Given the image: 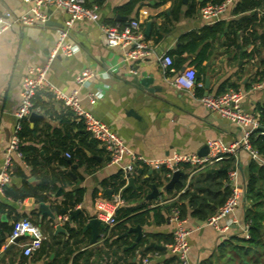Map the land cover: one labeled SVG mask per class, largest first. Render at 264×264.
<instances>
[{
    "label": "crops",
    "instance_id": "crops-1",
    "mask_svg": "<svg viewBox=\"0 0 264 264\" xmlns=\"http://www.w3.org/2000/svg\"><path fill=\"white\" fill-rule=\"evenodd\" d=\"M128 1L130 0H106L100 6L99 20H79L69 25V14L63 9L52 8L48 10L50 19L47 24L25 25L14 22V18L28 11L33 2L0 0V18L7 12L11 15L5 18L10 25L0 35V170L17 123L16 111L21 104L23 79L29 68L44 64H49L48 77L51 82L66 94L76 89V78L84 68L96 69L99 74L80 90L82 105L116 130L137 154L157 158L174 152L199 153L211 138L233 142L242 137L243 128L240 125L205 106L200 98L205 94H219L237 85L248 92L244 107L249 111L259 112L258 106L264 102V10L259 9L255 22L235 34L230 30L231 24L244 16L248 17L249 13H234V2L222 20L225 22L223 32L204 40L195 49L178 55L176 50L184 44L183 37L187 33L200 31L216 23L202 16V0H193V3L196 2V11L193 13H188L192 0H168L165 3H159V0H142L130 13H125L120 10V6ZM250 14H255V11ZM117 15L127 16L128 19L118 20ZM132 19L141 23L143 39L151 49L148 55L129 58L127 53L133 45L123 48L111 47L105 43L104 24L128 22ZM63 29L68 30L65 41L78 48L71 56L62 52L54 54L60 30ZM158 33L162 34L159 40L156 39L159 38ZM231 38H237L234 44L231 43ZM241 51L243 58L240 56ZM167 54H172L178 63L171 67L173 69L163 64L162 57ZM178 57L182 59L178 61ZM190 67L196 69V80L203 83L202 87L194 85L186 88L175 84L176 77ZM132 69L137 70V73H133ZM144 73L154 76V82L150 85L152 89L142 84ZM261 73L263 79L260 80ZM39 92L37 101L40 106L36 111L41 117L34 120L27 117L30 128L35 131L28 132L22 141L30 152V157L37 156L39 163L35 170L27 161L16 156L15 173L10 184L26 190L28 187L38 186L44 178H48L54 187L46 201L52 213L41 210V201L34 196L13 199L0 193V201L10 205L7 211H1L0 222L13 225L15 221L29 217L39 223L49 255L42 256L41 252H35L26 256L19 244H13L0 254V264H74L79 252L104 247L99 238L106 227L99 228L98 240L93 242L92 228L84 229V226L90 218L99 217V204L104 202L110 205L117 193L114 184L121 169L109 164V153L105 147L99 141L88 146L86 129L75 123L63 102L53 93ZM95 93L98 97L91 100L90 94ZM71 146L83 148L91 162L80 165L75 161L77 166L69 163L67 153L71 152ZM63 159L67 160L66 164ZM234 160L235 165H239V181L244 193L253 159L249 151L241 148ZM210 167L214 168L215 165ZM185 168L182 166L179 170L184 173ZM150 170L147 168V171L139 172L141 180L160 172L153 170L150 173ZM194 175L192 172L188 180ZM170 179L163 186H158L161 191L158 199L147 198L153 190V184L157 185L151 181V186L142 199L125 202L120 207L141 204L153 206L156 202H161L160 197H168V190L175 187H167ZM60 189L63 191L58 194ZM79 189H83V195L76 209H82L80 214L86 220L82 224L79 215V220L74 218L69 222L77 229L81 242L76 243L74 239L66 242L69 232L65 223H62V215L56 212L53 205L62 203L68 192ZM172 203L171 207H174L176 204L173 206ZM249 206L250 202L243 194L236 210L239 222L233 223L228 231H220L198 219L186 217L187 225L193 228L190 235L189 264H253V259H259L264 264L263 249L260 252L247 253L244 250L245 253H241L235 248L237 240L233 236L242 234ZM226 222L227 220H222V224ZM57 224H62L65 230H58ZM133 225L137 224L128 223L129 227ZM175 226L176 223L171 220L161 225H142L144 236L151 232H173ZM112 228L113 226L110 230ZM114 232L117 237L129 235L128 241L131 243L137 236L129 228L121 230L114 227ZM129 245H124L123 249H128L126 247ZM156 249H162V252H149L148 255H152L149 262H143L142 248L133 257V261H139L140 264H164L165 260L174 256L169 244L166 248ZM109 253L110 255L105 251L102 257H97L98 260L101 263L111 261L109 256H113V251ZM118 256L122 257L120 264H124L125 253L119 251ZM66 258H69L68 261ZM92 260L95 262L96 259L92 257ZM78 264L87 263L80 258Z\"/></svg>",
    "mask_w": 264,
    "mask_h": 264
},
{
    "label": "built area",
    "instance_id": "built-area-1",
    "mask_svg": "<svg viewBox=\"0 0 264 264\" xmlns=\"http://www.w3.org/2000/svg\"><path fill=\"white\" fill-rule=\"evenodd\" d=\"M26 1L33 2V5L21 16L14 18V22H20L25 25L47 24L50 19L48 10L52 8L65 10L69 14V25L79 20H99L101 16L100 6L97 4L88 5V0ZM236 1L224 0L217 4L207 3L201 8V14L211 22L222 21L229 6ZM10 16V13L7 12L0 18V35L10 25L5 20L6 17L9 18ZM103 33L105 43L108 46L128 48L133 45L134 47L129 49L127 53L129 58L145 56L151 53V49L143 39L144 34L141 23L136 19L126 23L104 24ZM67 36L68 30H60L59 42L54 49V54L62 52L67 56H71L78 50L75 45L65 41ZM173 60L174 58L171 54L162 57L163 64L168 68H171ZM48 70L49 64L31 67L23 79L21 104L16 111L17 123L7 146L6 157L0 170V193L2 194H5V188L10 185L15 172V157L24 159L20 135L22 121L30 116L33 111H36L34 99L41 90L53 93L64 105L72 108L77 120L83 123L91 136L98 140L108 151L109 164L117 165L124 171L127 182L130 174L135 175L138 173V168H150L158 171L165 168L170 171L168 175L171 177L176 170L188 164L193 168V172H197L225 157L237 155L241 148L249 151L253 160L264 165V158L251 143V136L260 125V113L249 111L244 107V100L248 92L243 87L230 88L219 94H205L200 98L205 106L243 128V135L240 139L233 142H225L220 138H211L207 141L209 152L206 155H200L196 152H174L166 157L152 158L134 152L116 130L82 105L80 90L91 78L99 74L96 69L92 67L84 68L76 78L78 84L76 89L70 94H66L55 87L48 77ZM131 71L137 73L135 69ZM175 84L186 88H192L194 85L203 86L202 82L196 80V69L193 67L188 68L182 75L177 76ZM97 97L98 94L96 93L90 94L91 100H95ZM67 155L70 157L71 153L68 152ZM239 177V165L236 164L229 173L230 196L215 214L202 221V223L212 225L220 231H228L233 223L238 224L239 220L236 216V210L243 197ZM160 198L161 203H171L178 196L173 198L161 196ZM125 202L126 200L121 192H117L114 194L110 205L104 202L99 204L100 213L98 218L104 221L106 225L114 226L117 223L115 210ZM61 220L62 223H66L69 220V215H62ZM170 220L175 222L176 226L173 230L174 241L169 244V249L177 257L176 262L178 264H189L190 235L193 232V228L187 225V218L181 216L178 208L173 209ZM222 220H227V222L222 224ZM249 228L250 222H245L242 229V234L245 238L250 237ZM102 236H104V233ZM17 238H19V241H16ZM44 238L45 235L40 224L29 217H24L14 222L13 229L7 238L3 250L11 244H19L23 249L24 255L31 256L42 247ZM155 253L159 252L156 251ZM151 258L152 255H147L143 258V261L147 263Z\"/></svg>",
    "mask_w": 264,
    "mask_h": 264
},
{
    "label": "trees",
    "instance_id": "trees-1",
    "mask_svg": "<svg viewBox=\"0 0 264 264\" xmlns=\"http://www.w3.org/2000/svg\"><path fill=\"white\" fill-rule=\"evenodd\" d=\"M106 0H94L91 2L87 1L88 5L97 4L102 6ZM142 0H130L126 4L120 6V10L125 13H130L134 7L141 2ZM168 0H159V3H165ZM224 0H202L200 2L201 8L207 3H221ZM196 2L190 5V10L188 13H193L195 9ZM180 7V5H179ZM259 9L264 10V0H237L235 3L234 13L242 14L249 13V16L242 17L238 21L236 20L230 26V30L234 31L235 34L238 31L248 28L250 23L255 22L257 19V13ZM252 11H255V14H250ZM248 15V14H247ZM116 22H111L110 24H115ZM126 23V22H122ZM225 29V22L218 21L211 26H206L200 31H191L183 37L184 44L176 50L178 55L183 54L186 50L195 49L201 42L208 39L209 37H216L219 33L223 32ZM159 40L162 34H159ZM237 38H231V43L234 44ZM173 53V51H172ZM172 55V54H171ZM180 57L177 58L179 61ZM178 63L176 60H173V66H177ZM263 79V73H261ZM198 82H201L200 80ZM199 87V86H198ZM239 86L233 85L232 88H237ZM227 90V89H226ZM50 94L51 92L46 90H41ZM225 91V90H224ZM223 92V91H222ZM40 93V92H39ZM38 93V94H39ZM34 108L37 109L40 106V103L37 101V94L34 99ZM68 114L74 117V121L77 125L84 127L83 123L77 120L75 112L69 106H66ZM258 111L260 113V125L253 132L251 136V143L254 148L258 150L261 156L264 158V102L258 106ZM35 131L30 128L28 118H25L22 121V130L21 138L22 141L25 135L28 132ZM87 135V145L92 146L97 144L98 140L93 138L91 134L86 130ZM71 149V156L68 160L69 163H74L77 161L80 165L84 163L91 162V159L88 158L87 152L81 148ZM21 150L23 152L24 160L27 161L34 169L36 170L38 159L37 156L30 157V152L27 148L21 144ZM70 151V150H69ZM34 153V152H33ZM110 159V157H109ZM63 162L66 164L67 160L63 159ZM219 162V161H218ZM216 162L214 168L206 167L200 171L193 172V168L186 164L183 167H186V171L181 175L180 181L175 184L174 189L168 190V198H173L178 196L174 201L176 205L171 207V203H161L156 202L155 205L151 206L150 204H141L137 206H122L118 208L116 213L117 223L110 230V226H106L103 233L104 236H100L99 240L102 241L104 247L98 248V250H85L79 252L74 259V264L79 263V259L83 258L87 264H120L122 257L118 256V252L122 251L125 253L124 264H140L139 261H133V257L137 256L138 250L143 249L141 252L142 258L147 256L149 252L158 251L162 252V249H156V247H151L150 244L154 241L156 244L166 245L174 241L173 232H151L144 236L140 243L134 248L123 249L124 245H129L131 242L128 241V236L117 237L114 232V227L119 229L127 230L129 228L128 223L130 224H141V225H152V224H165L170 221L172 211L174 208H178L181 212V216L191 217L198 219L200 221L207 220L210 216L215 214L219 208L225 203L227 198L231 194V186L229 184V173L230 170L235 166L234 156H229L219 164ZM217 164V165H216ZM143 172L147 171V168H142ZM140 168H138V173L136 175V185L137 187H126L127 179L124 175V171L120 170L116 176L114 188L115 192H121L122 196L125 198L126 202L131 203L142 199L147 190L150 188L151 183L155 182L158 186H163L166 180L170 179L168 169H162L160 172H156L149 179L141 180L139 174ZM195 173L189 180L191 173ZM15 173V172H14ZM194 177V178H193ZM152 181V182H151ZM183 190V191H182ZM54 191V187L51 186L48 178H44L38 186L33 188H27L22 190L21 188L16 187L15 185H8L5 188V195L8 198L13 199H25L28 196H34L38 201H48L49 192ZM246 196V199L250 202L245 214V221L250 222V237L245 238L243 234L235 235L233 238L237 240L236 249H239L241 253L246 250V252H260L261 249L264 250V165H261L255 160H252L249 167L248 179L246 182V190L243 193ZM83 195V189L76 191H70L67 193L66 198L62 203H55L53 205L56 212L60 215H70L73 210L76 209L77 205L81 202ZM10 205L7 202H0V209L2 212L7 211ZM86 218L80 214V222H83ZM0 254L3 252L4 245L7 241L9 234L13 229V225H10L8 222H0ZM65 227L69 232V238L66 242H69L71 239H74L76 243L81 242V239L78 238L79 233L75 227H73L69 220L65 223ZM65 242V243H66ZM64 243V244H65ZM50 246V245H49ZM47 245L43 242L42 247L36 251L41 252L42 256L49 255V250ZM51 247V246H50ZM71 252L73 249H70ZM106 251V254H109V251H113V256H109L111 261L107 260L104 263H101L97 257H102V253ZM239 253V252H238ZM245 253V252H244ZM94 257V260L91 261V258ZM67 261L69 258H66ZM177 257L172 256L165 260L164 264H178L176 262ZM142 261V259H141ZM144 262V261H143ZM158 264V263H157ZM253 264H263L259 259H253Z\"/></svg>",
    "mask_w": 264,
    "mask_h": 264
},
{
    "label": "water",
    "instance_id": "water-1",
    "mask_svg": "<svg viewBox=\"0 0 264 264\" xmlns=\"http://www.w3.org/2000/svg\"><path fill=\"white\" fill-rule=\"evenodd\" d=\"M91 1L93 2L94 0H91ZM183 1L184 2H188V0H183ZM117 19L118 20H127L128 17L127 16H122V15H117ZM147 33H148V30H147ZM243 55H244L243 51H241V54H240L241 58H243ZM153 82H154V76L152 74L148 75L147 73H144V78L142 79V84L147 86V87H150V85ZM154 87L156 88L157 86H154ZM150 89H152V88L150 87ZM39 117H41V115L37 111H33L31 113V115H30V119L31 120H34V119L39 118ZM208 152H209V147H208V145H206L204 148H202L200 150L199 154L200 155H206V154H208ZM73 165L77 166L76 163H73ZM139 172L142 173V169H140ZM152 172H153V169L150 170V173H152ZM182 174H184V173L181 170H176L173 173L170 181L168 182L167 187L168 188H173L175 186V184L180 181V177H181ZM126 187H137L135 175H132V174L129 175V180H128V184H127ZM62 191H63V189H60L58 194L60 192H62ZM160 195H161V191H160L158 185L153 184V190H152V192H150L148 194L147 198L148 199H158ZM175 204H176V202L172 203L173 206ZM40 209L43 210V211H48V212L52 213L51 209L49 207V204L46 203V201H41L40 202ZM81 212H82V209L73 210L71 212L70 216H69V221H73L74 218L79 220V215H80ZM52 215H54V214H52ZM3 218L6 219V216L3 215ZM78 227H80V226H78ZM100 227L105 228L106 224L101 219H99L97 217H92L89 220H87V223L84 226V229L92 228V231H93L92 241L93 242H96L98 240L99 228ZM57 229L58 230H65V228H64V226L62 224H57ZM129 231L136 232L137 236H136L135 240L129 246H127L126 248H134L140 243L141 239L145 235V232H144V229H143L142 225H140V224L130 226L129 227ZM125 234H127V232ZM16 241H19V238H17ZM12 246H13V244L8 246L5 249V252ZM150 246L151 247H158V248H166V246L160 245V244H156L155 242H151Z\"/></svg>",
    "mask_w": 264,
    "mask_h": 264
}]
</instances>
